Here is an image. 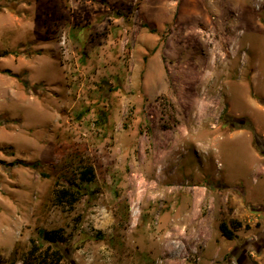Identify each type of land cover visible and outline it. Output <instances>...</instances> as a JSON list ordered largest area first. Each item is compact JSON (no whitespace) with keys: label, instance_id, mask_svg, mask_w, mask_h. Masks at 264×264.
Segmentation results:
<instances>
[{"label":"rangeland","instance_id":"374dc122","mask_svg":"<svg viewBox=\"0 0 264 264\" xmlns=\"http://www.w3.org/2000/svg\"><path fill=\"white\" fill-rule=\"evenodd\" d=\"M2 71L0 264H264V0H0Z\"/></svg>","mask_w":264,"mask_h":264},{"label":"trees","instance_id":"16d2710c","mask_svg":"<svg viewBox=\"0 0 264 264\" xmlns=\"http://www.w3.org/2000/svg\"><path fill=\"white\" fill-rule=\"evenodd\" d=\"M105 115L101 116L99 119H102L103 123L105 122ZM252 132V138L254 145H257V136ZM89 172H92L90 169L86 170L84 174H82L83 177L88 176ZM65 196H68V193H63ZM241 228V224L239 222L231 221L228 225L221 223L219 226V231L221 236L228 240L232 241L234 236V231L236 229ZM38 238H39V244L38 246H34L33 250L29 252V259L31 262L37 260L38 264H57L58 261L63 260L64 256L60 254L59 250L56 249L58 243L66 242V240L63 238L62 234L59 231H46V230H40L38 232ZM36 256L35 254L39 251ZM49 251L51 252V255L49 254Z\"/></svg>","mask_w":264,"mask_h":264},{"label":"crops","instance_id":"0c3cea01","mask_svg":"<svg viewBox=\"0 0 264 264\" xmlns=\"http://www.w3.org/2000/svg\"><path fill=\"white\" fill-rule=\"evenodd\" d=\"M4 73H6V74H10V75H12V73H10V72H7V71H2L1 73H0V80H4ZM15 83V82H14ZM14 86H15V88L16 89H18V90H20L21 89V86H20V89H19V87H18V85L17 84H14ZM1 151V150H0Z\"/></svg>","mask_w":264,"mask_h":264},{"label":"flooded vegetation","instance_id":"af4514ba","mask_svg":"<svg viewBox=\"0 0 264 264\" xmlns=\"http://www.w3.org/2000/svg\"><path fill=\"white\" fill-rule=\"evenodd\" d=\"M258 252V251H257ZM244 253H246V250H244ZM244 259V255L241 257ZM239 264H242V261H238Z\"/></svg>","mask_w":264,"mask_h":264}]
</instances>
